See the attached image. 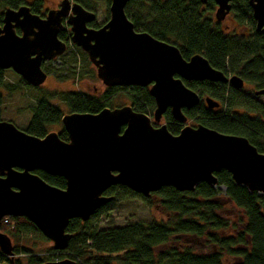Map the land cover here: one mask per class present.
<instances>
[{"label": "water", "instance_id": "1", "mask_svg": "<svg viewBox=\"0 0 264 264\" xmlns=\"http://www.w3.org/2000/svg\"><path fill=\"white\" fill-rule=\"evenodd\" d=\"M130 1L110 0L109 18L97 29L86 26L95 20V14L70 0H63L44 19L32 15L27 6L5 8L0 69H11L32 87L42 85L47 77L42 63L67 49L58 38L62 18L67 17L70 43L87 55L104 86L148 88L155 101V123L170 109L172 118L184 124L182 109L199 105L198 91L185 82H220L243 88L241 78L212 68L204 56L195 54L186 60L175 45L135 30L126 15ZM207 1L200 0L203 5ZM212 1L216 21H224L231 0ZM248 4L255 30L264 39V0H248ZM254 96L264 98V88L254 91ZM204 103L209 109L220 106L209 97ZM61 123L67 142L54 132L40 138L0 121V224L4 217L26 218L55 251L68 248L72 234L67 227L72 219L86 222L113 200V196L103 195L113 186L126 187L144 198L166 186L192 192L202 182L215 186V174L225 170L236 185L264 195V154L242 136L202 125L184 126L173 135L166 125L152 127L150 117L131 106L105 108L95 114L72 113L63 116ZM35 171L63 178L65 188L49 185ZM0 253L14 264L12 241L2 232ZM42 264L76 262L64 258Z\"/></svg>", "mask_w": 264, "mask_h": 264}, {"label": "trees", "instance_id": "2", "mask_svg": "<svg viewBox=\"0 0 264 264\" xmlns=\"http://www.w3.org/2000/svg\"><path fill=\"white\" fill-rule=\"evenodd\" d=\"M40 3L39 0L33 3L0 0V7L15 9L31 4L29 6L38 9ZM230 4L235 28L238 25L249 28L250 35L224 32L214 20L216 5L212 0L205 5L200 0H131L126 6V15L135 30L175 45L184 59L200 54L212 68L225 75L229 71L231 76L241 78L244 85L253 87L252 97L242 92L243 88L237 90L220 82H185L188 88L198 90L200 96L209 95L218 100L220 110L210 111L198 105L193 110H185L184 114L188 120L199 117L197 123L220 133L242 136L264 154V103L254 96V91L264 88V39L255 30L248 0H231ZM246 23L250 26H245ZM127 90L131 91L129 101L133 110L151 116L155 101L147 88L112 87L100 96L79 91L54 92L49 97H41L31 109L25 132L42 137L49 126L60 122L62 110L52 101L65 104L72 112L95 114L104 108L112 109L109 97ZM167 120L174 122L170 116ZM168 127L173 135L181 128L177 124ZM59 137L66 141V132L61 130ZM34 173L51 186L65 188L61 177L41 171ZM215 176L217 187L225 188L223 196L220 190L205 182L199 183L192 192H179L166 186L149 197L157 200L155 206L166 214L165 220L98 231L92 227L90 219L86 222L72 219L67 227L72 234L68 248L62 252L51 249L46 253H57L58 261L69 258L76 264H264V195L236 185L225 170ZM120 191L136 195L121 186L111 187L107 193L119 197ZM149 198L144 200L150 201ZM225 205L233 206L239 214L233 209L223 210ZM229 214H234V220H229ZM7 218L9 223L2 220L0 232L15 241L13 255L31 253V248L22 245L20 233L39 231L26 218ZM167 244L179 246L168 247ZM54 256H28L27 261L42 264ZM0 262L11 264L10 258L1 253ZM14 264L22 263L16 259Z\"/></svg>", "mask_w": 264, "mask_h": 264}, {"label": "rangeland", "instance_id": "3", "mask_svg": "<svg viewBox=\"0 0 264 264\" xmlns=\"http://www.w3.org/2000/svg\"><path fill=\"white\" fill-rule=\"evenodd\" d=\"M39 1H41V9L44 10L45 7L53 6V3L59 4L63 0ZM77 3L81 4L84 8H87L88 10L95 13V23L98 26L103 24L109 18L108 11L110 0H80ZM4 9L5 8L0 7V13H3ZM214 14L215 10L213 12V17L216 21ZM219 24L220 28L228 34L234 31L245 35L251 34L249 28H240L239 25L237 26V28H235L236 24L231 14H229L224 19V21L219 22ZM245 26L249 27L250 24L246 23ZM139 30L141 29L139 28ZM64 39L67 40L68 44L64 54H62L55 60H51L43 64V70L48 74V78L44 84V87H41L39 89L32 88L26 85L25 82L21 79V77L15 74L12 70L2 71V87L0 88V91L3 94V102L0 107V121H10L15 125L17 129L25 131L31 119V109L35 107L39 99L45 95H48L49 97L53 95L54 92L79 91L84 95L100 96L101 94L106 92L107 88L104 87L101 81L97 78L96 68L89 62L87 55L83 53L80 48L71 44L70 38ZM231 75L232 74L228 71L227 76ZM64 79H66V81ZM253 90L254 89L252 86L246 84L244 85L242 92L253 97ZM130 93L131 91L127 90V92L119 91L111 95L109 99L112 107L120 108L124 105L131 106V104H129ZM255 99L264 103V99L262 97H257ZM52 103L60 107V110L63 111V114H67L69 111H71L63 103H59L56 101H52ZM217 110H220V107H218ZM198 118L199 117H196L193 120H188L185 125L196 127L199 124L196 122V119ZM158 124H166V122L165 120H162ZM62 129L63 127L60 121L58 124H56L55 127H51L47 129V131L48 133L51 131L58 133ZM212 187L220 190V196L224 195L225 188L223 186L217 187L216 184ZM117 194L119 195V197H115L113 195L115 199L110 204L103 206L101 209H99V212L95 214V216L93 215L90 218V221L92 222V227H94L96 230L100 231L112 227H124L135 223L160 222L166 219V214L162 212L160 207H156L158 204H156L157 200L154 197L149 198L150 201H146L144 200L145 198L138 194L134 195L123 191H120ZM227 209L229 211L236 210L233 206L225 205L223 210ZM236 212L237 214H239L237 210ZM233 215H227L229 220H234ZM20 236L22 238V245L31 248L32 252L21 253L20 255L14 258V262L16 259H19L22 264H28V256H43L48 254H55L54 258L51 259L52 261H55L57 259V253H46L53 249V245L40 232H21ZM11 241L12 245L15 246V241ZM168 245L171 247L179 246L178 244H167L166 246ZM214 250H217V248H214ZM0 264L9 263L0 262Z\"/></svg>", "mask_w": 264, "mask_h": 264}, {"label": "flooded vegetation", "instance_id": "4", "mask_svg": "<svg viewBox=\"0 0 264 264\" xmlns=\"http://www.w3.org/2000/svg\"><path fill=\"white\" fill-rule=\"evenodd\" d=\"M29 1V3H33L34 2V0H28ZM71 1V4H74V3H77V2H74L73 0H70ZM61 3V2H60ZM60 3L58 4V3H53L54 5L53 6H48V7H43L44 8V10L43 9H41V6H39L40 8H38V9H36V8H32L31 6H29V5H31V4H29V5H22V6H27L28 8H29V12L32 14V15H37L38 17H40V19H44L45 17H46V15H47V12L48 11H51V10H57V9H59L60 8ZM79 4V3H78ZM81 5V4H80ZM82 6V5H81ZM20 7V6H19ZM83 7V6H82ZM84 8V7H83ZM12 9H14V8H12ZM15 9H18V8H15ZM86 11H89V12H92V11H90V10H88L87 8H84ZM109 12V11H108ZM92 13H94V12H92ZM95 14V13H94ZM229 15V14H228ZM227 15V16H228ZM226 16V17H227ZM69 17H73V13L72 12H70L69 13ZM109 17V16H108ZM96 18V17H95ZM108 20V19H107ZM106 20V21H107ZM105 21V22H106ZM104 22V23H105ZM102 25V24H101ZM101 25H97L96 23H95V20L93 21V22H91V23H87V27L88 28H94V29H97L98 27H100ZM3 26V13H0V27H2ZM15 31H16V33L18 34V35H21V29L18 27V26H16L15 27ZM71 35H72V33H71V29H70V25L68 24V22H67V17H65V18H62V23H61V26H60V28H59V33H58V38L62 41V42H64V43H66V45L68 46V44H67V40L66 39H64V38H71ZM157 40H160V41H162V42H165L164 40H162V39H158V38H156ZM167 43V42H166ZM53 60H55V59H53ZM51 61V60H50ZM46 62H49V61H46ZM45 63V62H44ZM44 63H42V70H43V64ZM4 70H11V69H0V88L2 87V85H1V73H2V71H4ZM44 71V70H43ZM15 73V72H14ZM44 73L46 74V80H47V78H48V74L44 71ZM16 74V73H15ZM18 75V74H17ZM19 76V75H18ZM46 80H45V82H46ZM45 82L42 84V85H40L39 87H36V89H39V88H41V87H44V84H45ZM26 85H28L27 83H25ZM103 85V84H102ZM227 85V84H226ZM28 86H30V85H28ZM104 86V85H103ZM227 86H229V85H227ZM30 87H32V86H30ZM104 87H106V86H104ZM229 87H231V86H229ZM32 88H35V87H32ZM106 88H112V87H106ZM243 88H244V83H243ZM148 89V88H147ZM198 91V90H197ZM198 94H199V91H198ZM0 96H1V103H0V107H1V105H2V102H3V94H2V92L0 91ZM200 96V95H199ZM207 97H209V98H211L210 96H200V103H199V105H202V106H204L207 110H210V111H212L213 109H209L206 105H205V103H204V99L205 98H207ZM263 98V97H262ZM211 99H213V98H211ZM264 99V98H263ZM214 100V99H213ZM57 102V101H56ZM60 103V102H59ZM129 104H130V101H129ZM55 105V104H54ZM124 106H130V105H124ZM122 107V106H121ZM220 107V106H219ZM105 109V108H104ZM110 109V108H109ZM113 109V108H112ZM194 109V108H193ZM193 109H182V112H183V114H184V111L185 110H193ZM154 111V110H153ZM63 112V111H62ZM72 113H79V112H72V111H69L67 114H63V113H61V117H60V121H61V118L63 117V116H65V115H70V114H72ZM185 115V114H184ZM168 116H170L171 118H172V115H171V112H170V109H167L166 111H165V113L163 114V116H162V118H161V121L162 120H165V122H166V124H158V123H155L154 121H153V117H152V115L150 116L149 115V117H150V120H151V124H152V127H154V128H159L161 125H166V127H167V129H168V131H169V125H173V124H177V125H179V126H181V128H180V130L184 127V126H189V125H185V123L188 121V118L186 117V121H185V123L183 124V123H179V122H177V121H175L173 118V120H174V122H172V121H169V120H167V117ZM3 121V120H2ZM160 121V122H161ZM10 122V121H9ZM12 123V122H11ZM62 124V123H61ZM198 125H200V124H198ZM197 125V126H198ZM56 125H52V126H49L48 127V129L49 128H51V127H55ZM62 127H63V125H62ZM191 127V126H190ZM124 127H122L121 129H123ZM180 130H179V132H180ZM22 131V130H21ZM62 131H64V127H63V129H62ZM25 132V131H24ZM52 132V131H51ZM51 132H49V133H51ZM48 133V131L46 132V134ZM54 133H56V134H58V136H59V134L61 133V130L57 133V132H54ZM45 134V135H46ZM67 134V133H66ZM179 134V133H178ZM44 135V136H45ZM177 135V134H176ZM44 136H42V137H44ZM42 137H40V138H42ZM60 138V137H59ZM62 140V139H61ZM68 141V135H67V138H66V142ZM113 187H115V186H113ZM121 187H123V186H121ZM108 192V191H107ZM107 192L106 193H104L103 195H105V196H113V195H108L107 194ZM132 192V191H131ZM134 193V192H133ZM115 198H114V196H113V200H114ZM112 200V201H113ZM111 201V202H112ZM111 202H109V203H107L106 205H108V204H110ZM106 205H104V206H106ZM102 208V207H101ZM168 247H171V246H169L168 245ZM4 257H7V256H5L4 255ZM16 257V256H15ZM14 257V258H15ZM7 258H9V257H7ZM58 261V260H57ZM47 262H54V261H52V260H49V261H47Z\"/></svg>", "mask_w": 264, "mask_h": 264}, {"label": "built area", "instance_id": "5", "mask_svg": "<svg viewBox=\"0 0 264 264\" xmlns=\"http://www.w3.org/2000/svg\"><path fill=\"white\" fill-rule=\"evenodd\" d=\"M3 220V222L5 223V224H8L9 223V220H8V218L7 217H5V218H3L2 219ZM3 255V254H2ZM4 256V255H3ZM58 259H56L55 261H57Z\"/></svg>", "mask_w": 264, "mask_h": 264}, {"label": "bare ground", "instance_id": "6", "mask_svg": "<svg viewBox=\"0 0 264 264\" xmlns=\"http://www.w3.org/2000/svg\"><path fill=\"white\" fill-rule=\"evenodd\" d=\"M66 81V79H64ZM68 92V91H67ZM65 131V130H64Z\"/></svg>", "mask_w": 264, "mask_h": 264}]
</instances>
